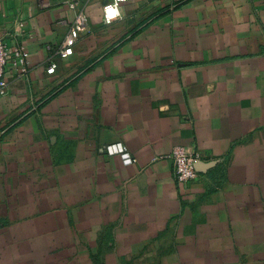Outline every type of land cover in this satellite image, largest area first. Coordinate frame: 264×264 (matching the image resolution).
Segmentation results:
<instances>
[{
  "label": "crops",
  "instance_id": "obj_1",
  "mask_svg": "<svg viewBox=\"0 0 264 264\" xmlns=\"http://www.w3.org/2000/svg\"><path fill=\"white\" fill-rule=\"evenodd\" d=\"M49 1L0 0V264H264V0H82L68 57Z\"/></svg>",
  "mask_w": 264,
  "mask_h": 264
},
{
  "label": "built area",
  "instance_id": "obj_2",
  "mask_svg": "<svg viewBox=\"0 0 264 264\" xmlns=\"http://www.w3.org/2000/svg\"><path fill=\"white\" fill-rule=\"evenodd\" d=\"M126 1L127 0H111L106 4L108 5L118 3L119 5L118 11L121 13V15L113 18L111 22L121 18V8L123 3ZM41 2L43 7H48L51 3L49 0H41ZM67 5L75 12V17L69 27L68 33L63 43L56 51L61 57H68L73 54L74 46L77 40L86 33L88 25L87 16L84 9L82 8V0H67ZM106 5L104 6V20L106 16ZM61 22L66 23V20H61ZM26 56L27 54L22 48H16L12 51L7 46L4 38L0 35V96H3L7 93V88L4 84V77L8 62L10 59H13V62L16 59L24 63ZM56 67L57 63L55 61H51V64L48 67V72H54ZM100 150L101 152L109 155L120 154L127 163L135 161V158H132L129 154L127 147L121 142L105 145L101 147ZM169 157L173 161L174 176L178 182L191 183L199 177V171L196 169V163L201 157L198 153L191 152L187 146L178 145L173 148Z\"/></svg>",
  "mask_w": 264,
  "mask_h": 264
},
{
  "label": "clouds",
  "instance_id": "obj_3",
  "mask_svg": "<svg viewBox=\"0 0 264 264\" xmlns=\"http://www.w3.org/2000/svg\"><path fill=\"white\" fill-rule=\"evenodd\" d=\"M118 8H119L118 3L106 5V16H105L106 23H110L113 18L117 17L118 15H121V13L118 11Z\"/></svg>",
  "mask_w": 264,
  "mask_h": 264
},
{
  "label": "water",
  "instance_id": "obj_4",
  "mask_svg": "<svg viewBox=\"0 0 264 264\" xmlns=\"http://www.w3.org/2000/svg\"><path fill=\"white\" fill-rule=\"evenodd\" d=\"M214 166V162H203V161H198L196 163V169L199 171H203V170H208L209 168Z\"/></svg>",
  "mask_w": 264,
  "mask_h": 264
}]
</instances>
